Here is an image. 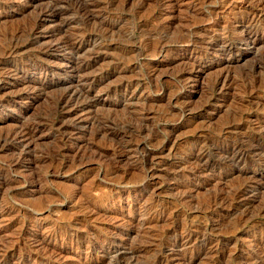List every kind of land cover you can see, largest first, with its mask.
Wrapping results in <instances>:
<instances>
[{"label": "rangeland", "instance_id": "374dc122", "mask_svg": "<svg viewBox=\"0 0 264 264\" xmlns=\"http://www.w3.org/2000/svg\"><path fill=\"white\" fill-rule=\"evenodd\" d=\"M0 264H264V0H0Z\"/></svg>", "mask_w": 264, "mask_h": 264}, {"label": "bare ground", "instance_id": "6f19581e", "mask_svg": "<svg viewBox=\"0 0 264 264\" xmlns=\"http://www.w3.org/2000/svg\"><path fill=\"white\" fill-rule=\"evenodd\" d=\"M73 45H74V44H73ZM148 51H149V50H148ZM226 79H227V77H224L223 80H226ZM221 81H222V80H221ZM222 82H223V81H222ZM68 93H69V92L66 93L65 97L68 95ZM76 94H77V93H76ZM67 97H68V96H67ZM64 99H66V98H64ZM67 99H68V98H67ZM62 100H63V99H62ZM88 104H89V103H88ZM227 147H228V146H227ZM232 148H233V147H232ZM253 149H254V148H253ZM239 160H240V159H239ZM239 195H240V194H239ZM214 202H215V201H214ZM209 204H210V203H209ZM210 206H211V205H210ZM222 208H223V207H222Z\"/></svg>", "mask_w": 264, "mask_h": 264}]
</instances>
